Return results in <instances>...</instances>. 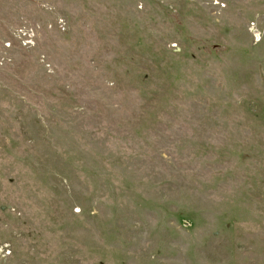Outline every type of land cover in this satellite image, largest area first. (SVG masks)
Listing matches in <instances>:
<instances>
[{"label":"rangeland","instance_id":"374dc122","mask_svg":"<svg viewBox=\"0 0 264 264\" xmlns=\"http://www.w3.org/2000/svg\"><path fill=\"white\" fill-rule=\"evenodd\" d=\"M0 264H264V0H0Z\"/></svg>","mask_w":264,"mask_h":264},{"label":"built area","instance_id":"2783aa9c","mask_svg":"<svg viewBox=\"0 0 264 264\" xmlns=\"http://www.w3.org/2000/svg\"><path fill=\"white\" fill-rule=\"evenodd\" d=\"M66 24H67V21L64 18H60L57 21V27L62 31L66 30ZM18 34H19V38L21 39L22 43L25 46L31 47L35 45L36 39L38 37L37 30L35 27L33 26L23 27L18 30Z\"/></svg>","mask_w":264,"mask_h":264}]
</instances>
